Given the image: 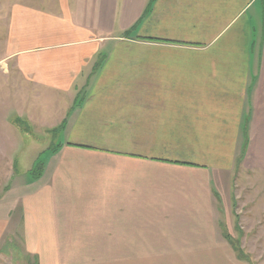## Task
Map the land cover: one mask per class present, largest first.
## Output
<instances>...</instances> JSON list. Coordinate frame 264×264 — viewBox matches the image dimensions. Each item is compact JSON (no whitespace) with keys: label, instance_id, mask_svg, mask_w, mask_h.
<instances>
[{"label":"crops","instance_id":"crops-1","mask_svg":"<svg viewBox=\"0 0 264 264\" xmlns=\"http://www.w3.org/2000/svg\"><path fill=\"white\" fill-rule=\"evenodd\" d=\"M0 12V63L55 144L37 179L1 196L0 240L20 211L27 252L225 254L223 184L239 167L264 175V0H6Z\"/></svg>","mask_w":264,"mask_h":264},{"label":"rangeland","instance_id":"rangeland-1","mask_svg":"<svg viewBox=\"0 0 264 264\" xmlns=\"http://www.w3.org/2000/svg\"><path fill=\"white\" fill-rule=\"evenodd\" d=\"M5 5L6 0H0V6ZM261 19L264 23V15L259 14L256 25H260ZM3 26L0 24V35ZM5 51L0 37V59L5 57ZM35 105L36 100L32 94H15L12 77L6 75V63H0V198L10 188L17 190L22 187L25 180L34 181L32 177L39 174L41 164L45 163L49 152L55 147L52 137L44 131L38 132L37 118L29 116L30 108ZM30 130L38 132L40 136L29 135ZM223 186L225 191L220 204L218 229L229 244L221 241L225 254L168 258L180 262L182 257L187 264H264V175L239 167L228 176ZM19 216L20 211H15L10 228L0 240V264H29L27 261L30 264H163L161 257L165 256L57 255L54 254L57 250L54 248H42L39 250L41 254L32 249L27 252ZM236 256L243 261L237 260Z\"/></svg>","mask_w":264,"mask_h":264},{"label":"trees","instance_id":"trees-1","mask_svg":"<svg viewBox=\"0 0 264 264\" xmlns=\"http://www.w3.org/2000/svg\"><path fill=\"white\" fill-rule=\"evenodd\" d=\"M247 142H245V145H246ZM243 158V153L241 154V156L238 158L237 162L239 163L241 161V159ZM42 167H43V164H41V168L39 170V174H37V176H33L32 178H35L37 179L39 176H40V173H41V170H42ZM13 247V246H12ZM236 258L238 259V257L236 256ZM239 261H243L241 259H238ZM246 261V260H245ZM29 264H30V261H27ZM248 263V262H247ZM250 264V263H249Z\"/></svg>","mask_w":264,"mask_h":264}]
</instances>
